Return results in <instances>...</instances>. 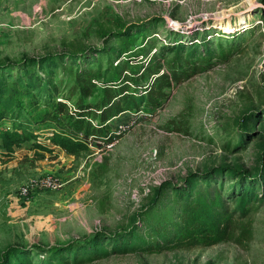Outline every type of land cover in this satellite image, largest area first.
<instances>
[{"label": "rangeland", "instance_id": "rangeland-1", "mask_svg": "<svg viewBox=\"0 0 264 264\" xmlns=\"http://www.w3.org/2000/svg\"><path fill=\"white\" fill-rule=\"evenodd\" d=\"M155 19L151 52L170 27L184 42L205 38L200 50L210 51V64L172 82L160 106L111 118L106 138H90L83 151L50 143L49 124L34 129V142L47 151L33 141L0 151V256L10 245L125 232L164 181L181 184L213 167L253 176L264 165V0H0V61L98 48L124 24ZM146 42L138 38L129 49ZM234 182L212 176L210 189ZM230 226V238L211 246L76 264H264V202Z\"/></svg>", "mask_w": 264, "mask_h": 264}, {"label": "trees", "instance_id": "trees-1", "mask_svg": "<svg viewBox=\"0 0 264 264\" xmlns=\"http://www.w3.org/2000/svg\"><path fill=\"white\" fill-rule=\"evenodd\" d=\"M155 22L124 24L98 48L0 61V151L10 154L28 141L47 151L34 142V129L46 124L52 127L54 146L68 154L83 151L90 138H106L111 118L160 106L172 82L194 74L197 65L210 64V51L200 50L208 43L205 38L184 42L170 27L169 39L151 52L148 31ZM138 38L147 42L130 50ZM212 176H230L235 182L210 189ZM263 202V164L253 176L213 167L187 174L181 184L162 182L144 206L139 225L125 232H98L84 242L50 247L10 245L0 264H76L137 250L211 246L228 240L230 223Z\"/></svg>", "mask_w": 264, "mask_h": 264}]
</instances>
